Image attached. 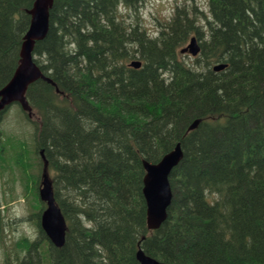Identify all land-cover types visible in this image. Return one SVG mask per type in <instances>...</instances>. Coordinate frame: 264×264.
<instances>
[{
  "label": "trees",
  "instance_id": "16d2710c",
  "mask_svg": "<svg viewBox=\"0 0 264 264\" xmlns=\"http://www.w3.org/2000/svg\"><path fill=\"white\" fill-rule=\"evenodd\" d=\"M34 2L0 0V90ZM143 2L54 0L34 58L56 87L34 83L33 119L23 113L38 169L21 140L14 165L23 181L35 175L38 194L44 150L68 231L63 248L50 243L40 202L38 238L17 241L18 264H139V248L168 264H264V0H183L156 38L140 24ZM194 36L201 54L187 61L180 51ZM179 143L168 218L150 231L144 162Z\"/></svg>",
  "mask_w": 264,
  "mask_h": 264
},
{
  "label": "water",
  "instance_id": "95a60500",
  "mask_svg": "<svg viewBox=\"0 0 264 264\" xmlns=\"http://www.w3.org/2000/svg\"><path fill=\"white\" fill-rule=\"evenodd\" d=\"M53 6L54 0H35L33 8L29 11L31 23L24 37L19 65L9 83L0 90V122L4 112L14 104L20 105L21 109L30 118H33V109L27 97L29 87L40 80L56 86L34 60L37 43L43 41L49 33L50 12ZM200 52L201 48L196 38H192L188 47L182 50V53H190L193 56H198ZM141 66L142 63L139 61L131 64V67L136 69ZM226 68V64H221L215 66L214 71L221 72ZM57 91L59 92V89ZM201 123L202 119H196L188 131L196 130ZM40 154L44 162V169L39 197L46 204V209L41 217V225L51 243L57 248H62L66 244L68 225L62 209L55 199L54 185L44 150H41ZM183 158V149L179 143L159 163L144 162L146 174L143 194L147 204V225L150 231L159 230L168 218V210L173 201L170 177ZM136 258L139 264H168L147 255L142 248H139Z\"/></svg>",
  "mask_w": 264,
  "mask_h": 264
},
{
  "label": "rangeland",
  "instance_id": "374dc122",
  "mask_svg": "<svg viewBox=\"0 0 264 264\" xmlns=\"http://www.w3.org/2000/svg\"><path fill=\"white\" fill-rule=\"evenodd\" d=\"M180 5H183V0H144L139 12L141 26L149 29L150 33L156 36L161 25L168 22L176 7ZM130 17L135 16L131 15ZM185 58L191 59V57ZM0 131L5 137L2 139L3 143L7 142L8 137H10L13 138L11 139L12 144L15 145L14 148L12 144L7 143L6 150V147L1 143V147L6 150L7 156L6 165H4L6 171H3V176L0 174L2 185L0 202L3 204L1 213V217H3V242L0 241V246H2L0 264L10 263L6 260L8 258L12 264H17V241L22 237H29L32 240L38 238L39 231L31 216L40 212L41 201L37 194L38 184L34 178L35 175L31 172L28 181H23L20 170L14 165L13 154L16 153V144L19 140L26 142L31 161L35 162L37 169L38 156L34 153V128L18 105H12L6 112L0 122ZM7 247L11 250V257H6L7 250L5 248Z\"/></svg>",
  "mask_w": 264,
  "mask_h": 264
},
{
  "label": "flooded vegetation",
  "instance_id": "af4514ba",
  "mask_svg": "<svg viewBox=\"0 0 264 264\" xmlns=\"http://www.w3.org/2000/svg\"><path fill=\"white\" fill-rule=\"evenodd\" d=\"M183 56H185V57H191V59L193 58L189 54H184ZM1 143L3 144L2 140H0V144ZM0 193L2 194V185H1V183H0ZM2 206H3V204L0 202V241H1V243L3 242V229H2V224H3L2 223L3 222L2 220H3V217H1ZM0 252H2V246H0ZM16 258H18V257L16 256ZM17 264H18V259H17Z\"/></svg>",
  "mask_w": 264,
  "mask_h": 264
}]
</instances>
